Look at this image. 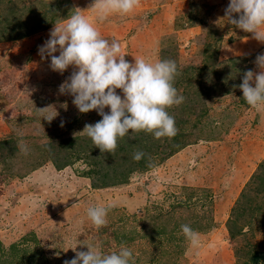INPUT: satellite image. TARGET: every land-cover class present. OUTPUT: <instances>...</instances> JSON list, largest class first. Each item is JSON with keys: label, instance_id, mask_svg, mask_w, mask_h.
Instances as JSON below:
<instances>
[{"label": "rangeland", "instance_id": "1", "mask_svg": "<svg viewBox=\"0 0 264 264\" xmlns=\"http://www.w3.org/2000/svg\"><path fill=\"white\" fill-rule=\"evenodd\" d=\"M93 2L0 0V264H64L85 245L126 246L134 264H264V108L236 87L259 71L264 43L220 20L230 0H140L103 22L86 11ZM76 7L130 63L176 62L185 99L168 109L174 137L140 132L101 155L78 134L102 117L79 113L58 91L72 69L53 72L38 54ZM93 206L109 209L99 229L87 217Z\"/></svg>", "mask_w": 264, "mask_h": 264}, {"label": "clouds", "instance_id": "2", "mask_svg": "<svg viewBox=\"0 0 264 264\" xmlns=\"http://www.w3.org/2000/svg\"><path fill=\"white\" fill-rule=\"evenodd\" d=\"M139 5L140 0H94L86 11H92L97 20L103 22L111 15L126 17ZM86 11L74 8L62 23L54 24L49 39L38 48L42 60L50 59L49 68L53 72L63 75L72 69L59 86V93L70 95L79 113L96 111L102 117L95 124H86L78 134H86L101 155L113 154L119 140L134 139L140 132L151 134L157 140L174 137L178 129L168 109L182 104L185 99L174 86L178 74L176 62L162 59L153 63L134 57V63H130L121 54V44L102 38L83 15ZM220 20H227L264 43V0H230ZM254 64L259 71H245L242 82L236 87L248 106L260 110L264 108V53L256 56ZM49 108L53 107L37 111L44 114ZM106 108L110 111L105 112ZM56 115L44 119L51 122ZM22 150L28 152L26 146ZM144 156L143 151L137 150L132 159L140 161ZM108 211L103 206L89 207L87 217L99 229L106 224ZM181 232L192 246H198L199 233L190 225L182 224ZM85 247L87 251H75L76 247L74 258L64 264H134L133 253L126 246L108 254L94 245Z\"/></svg>", "mask_w": 264, "mask_h": 264}, {"label": "trees", "instance_id": "3", "mask_svg": "<svg viewBox=\"0 0 264 264\" xmlns=\"http://www.w3.org/2000/svg\"><path fill=\"white\" fill-rule=\"evenodd\" d=\"M36 29L30 31L29 33H27V35L31 34L32 32H34ZM255 264H256V261H255Z\"/></svg>", "mask_w": 264, "mask_h": 264}]
</instances>
